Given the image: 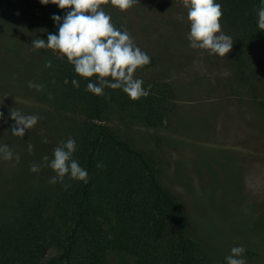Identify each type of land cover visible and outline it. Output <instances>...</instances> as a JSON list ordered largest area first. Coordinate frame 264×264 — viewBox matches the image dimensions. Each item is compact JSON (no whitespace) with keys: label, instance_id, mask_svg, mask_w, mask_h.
I'll use <instances>...</instances> for the list:
<instances>
[{"label":"trees","instance_id":"16d2710c","mask_svg":"<svg viewBox=\"0 0 264 264\" xmlns=\"http://www.w3.org/2000/svg\"><path fill=\"white\" fill-rule=\"evenodd\" d=\"M2 2L9 9L6 23L17 19L16 9L24 7L45 40L49 32H58L51 17L63 18L69 11L40 0ZM217 2L222 5V31L233 40L225 56L230 81L246 94L242 96L264 108L259 0ZM136 4L149 6L147 0ZM157 4L166 10L182 5L181 0ZM49 54L55 77L51 97L78 116L65 122L76 131L74 158L88 171L89 182L65 177L63 183H43L12 198L0 211V264H212L209 253L190 236V219L162 178L161 154L175 150L165 132L177 116L179 90L169 81L142 79L144 88L151 86L147 97L133 101L121 89L111 88L98 96L86 91L95 77H80L58 51ZM148 55L150 64L159 62ZM73 79L79 80V88ZM143 137L147 141L142 145L136 138ZM188 163L176 167L187 173Z\"/></svg>","mask_w":264,"mask_h":264},{"label":"rangeland","instance_id":"374dc122","mask_svg":"<svg viewBox=\"0 0 264 264\" xmlns=\"http://www.w3.org/2000/svg\"><path fill=\"white\" fill-rule=\"evenodd\" d=\"M147 3L127 11L111 3L102 7L117 28L128 30L144 52L159 59L137 69L134 76L169 81L179 90L177 116L165 132L175 150L161 154L164 185L183 205L191 223L189 234L209 253L212 264H226L231 248L241 245L247 264H264V108L232 84L226 57L189 46L190 22L183 0L182 8L173 10L159 6V0ZM8 10L0 0V144L9 145L21 160H0V211L21 191L49 183L55 175L51 168L32 173L30 166L43 165V157L52 159L55 147L75 139L76 131L65 121L78 117L49 98L55 83L52 70L45 66L51 49L31 45L34 39H43L42 28L24 7L16 9L17 19L6 23ZM174 59L182 64L169 63ZM29 82L42 84L43 91L29 88ZM12 110L41 119L23 138L13 136ZM187 159L191 163L183 173L176 166Z\"/></svg>","mask_w":264,"mask_h":264},{"label":"clouds","instance_id":"9594fccd","mask_svg":"<svg viewBox=\"0 0 264 264\" xmlns=\"http://www.w3.org/2000/svg\"><path fill=\"white\" fill-rule=\"evenodd\" d=\"M138 2L139 0H40L43 5L51 3L69 11L63 18L55 14L51 17L58 25L57 33L49 32L47 40L36 38L31 45L34 49H51L54 53L58 51L74 66L78 76L95 77V81L89 80L86 87V91L92 94L104 95V89L111 88L121 89L133 101L147 97L151 86L144 88V81L136 78L134 73L150 64L151 57L135 43L128 30H121L112 23L111 15L102 7L103 4L111 3L120 11H127ZM259 4L257 26L264 30V0H259ZM183 6L188 10L187 19L190 22L187 37L189 46L192 49L207 50L209 55L228 56L233 48V40L222 31L221 3L217 0H183ZM45 66L52 68L53 65L49 60ZM108 77L111 79H106ZM72 84L76 88L80 87L77 79H73ZM28 87L38 92L44 89L42 84L32 82H29ZM49 98H52L51 95ZM0 118H3L2 112ZM10 118L15 121L11 129L12 135L21 138L41 119L38 115H25L18 110H12ZM43 142L48 141L45 138ZM33 148L32 144L28 145L29 152ZM76 151V140L69 138L53 149L52 159L44 156V164L33 163L30 171L39 173L42 167H49L55 173L49 180L51 184L63 183L65 177L87 184L89 173L74 158ZM0 160H15L19 163L21 157L9 145L0 144ZM245 252L242 245L232 247L230 254L225 257L226 264H247Z\"/></svg>","mask_w":264,"mask_h":264}]
</instances>
